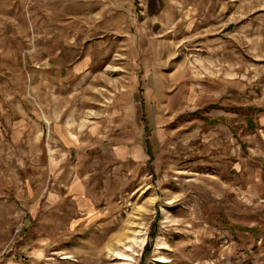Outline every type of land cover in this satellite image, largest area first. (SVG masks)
<instances>
[{
  "label": "rangeland",
  "instance_id": "374dc122",
  "mask_svg": "<svg viewBox=\"0 0 264 264\" xmlns=\"http://www.w3.org/2000/svg\"><path fill=\"white\" fill-rule=\"evenodd\" d=\"M0 264H264V0H0Z\"/></svg>",
  "mask_w": 264,
  "mask_h": 264
}]
</instances>
